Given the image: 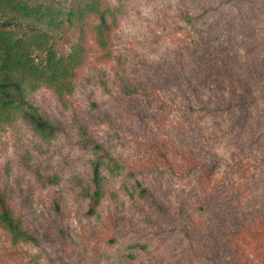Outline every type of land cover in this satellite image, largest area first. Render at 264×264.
<instances>
[{
    "label": "rangeland",
    "instance_id": "374dc122",
    "mask_svg": "<svg viewBox=\"0 0 264 264\" xmlns=\"http://www.w3.org/2000/svg\"><path fill=\"white\" fill-rule=\"evenodd\" d=\"M216 3H117L120 14L110 28L113 54L107 56L90 31L76 25L56 31L58 49L79 40L86 59L71 92L58 95L46 85L29 92V100L55 125L53 135L40 136L19 115L0 123V189L29 234L14 238L0 221V264H199L201 235L212 215L195 206L223 182L246 190L245 203H256L239 225L245 222L248 231L245 264H264L259 207L264 205V0L241 4L237 18L213 31L216 37L207 34L200 45L196 38L192 46L179 25L182 16ZM239 12H247L249 22L241 25ZM96 21L86 14L79 23L89 29ZM241 90L251 95L243 106L247 122L226 132V124L210 112L212 102L227 108L224 99ZM239 107L234 100L232 109ZM96 144L121 168L112 174L102 166L103 197L90 211L86 186ZM212 150L224 161L211 168ZM143 184L149 190L145 197L138 194ZM151 193L162 202L161 212ZM191 236L193 250L184 251ZM138 242L142 247L134 245Z\"/></svg>",
    "mask_w": 264,
    "mask_h": 264
},
{
    "label": "trees",
    "instance_id": "16d2710c",
    "mask_svg": "<svg viewBox=\"0 0 264 264\" xmlns=\"http://www.w3.org/2000/svg\"><path fill=\"white\" fill-rule=\"evenodd\" d=\"M122 1L125 0H114L110 5L102 4L101 0H70L67 6H64V0H0V123L10 122L19 115L40 136L53 135L55 125L29 100V92L40 85L50 87L58 95L71 92L79 68L86 59L84 46L79 40L71 44L68 50L58 49L55 45L56 31L65 25L79 26L81 31H90L93 34L95 44L103 50L105 56L112 55L110 28L115 27L120 14L121 5L119 4ZM253 1L217 0L216 4L201 8L199 13H184L182 24L179 25L188 34L187 37H190L192 46H197L200 45V38L207 34L212 37L213 31L223 24L225 19L230 18L232 22L237 18V7ZM242 8H245V5ZM86 14H94L97 18V21L91 24L92 28L89 29H87L89 24L82 28L79 23L86 17ZM247 15V12H239L242 18L241 25L249 22ZM196 38L198 39L197 45L194 43ZM193 51H197V47H193ZM247 95L242 90L237 94L233 91L231 97L227 99L216 95L219 101L224 99V105L227 107L220 108L212 102L214 108L210 112L219 116L220 120L226 124L222 130L233 132L237 124L244 127L248 111L245 113L243 106H245L246 98L251 96ZM238 99L240 100L239 109H232L233 101L237 102ZM164 106L165 103L161 102L158 108L163 110ZM223 111L228 114H224ZM252 141L256 140L252 139ZM95 147V156L90 157L92 176L86 186L90 211L95 210L103 197V184L107 172L105 174L102 172V166L104 165L105 171L112 174L119 173L121 168L117 159L105 158L104 154L98 152L100 145L96 144ZM220 159L224 161L223 156L212 150L208 162L211 168ZM208 163L207 166H209ZM137 182L140 186V181L137 180ZM129 186L128 189H137L135 185ZM216 187L215 190L205 192L201 197L203 202L195 206V208L204 210L205 213L210 209L212 215L211 224L207 222V225L210 224L207 228L208 232L203 231L201 235L204 251L203 256L201 254L197 262L199 264H245L248 231L246 232L243 226L245 222L239 225V219L240 216L244 220L245 217L248 218L255 209L256 203L251 204L249 201L245 203L248 199L247 191H242L235 184L232 188L223 182L222 185L219 184ZM147 190L143 184L138 194L141 197L148 196ZM192 190L194 189H190ZM243 193L244 196H242ZM193 194L200 198V192L196 188ZM151 196L154 200L151 203L161 212L158 207L162 206V202L157 201L152 193ZM259 207L264 213V205L260 204ZM0 221L11 231L14 238L29 237V234L21 228L19 220L11 215L1 189ZM193 223L194 221H190L189 226H194ZM236 235L240 238H236ZM240 239L244 241L243 244H240ZM194 241L192 236L189 237L184 251L186 249L192 251ZM134 245L139 246L140 244L138 242ZM239 251L242 254L240 259L237 256ZM186 255L190 258L192 254L190 252Z\"/></svg>",
    "mask_w": 264,
    "mask_h": 264
}]
</instances>
